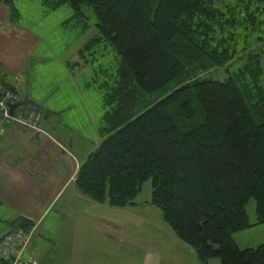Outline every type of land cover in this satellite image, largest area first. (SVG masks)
<instances>
[{
    "label": "trees",
    "instance_id": "obj_1",
    "mask_svg": "<svg viewBox=\"0 0 264 264\" xmlns=\"http://www.w3.org/2000/svg\"><path fill=\"white\" fill-rule=\"evenodd\" d=\"M15 1L0 0L12 25ZM40 4L46 12L68 6L64 24L82 30L85 8L96 19L97 35L78 58L89 67L100 58L86 82L101 94V141L79 166L78 192L122 209L150 182V204L201 264H264V244L240 249L234 239L264 225V0ZM218 72L223 81L204 78ZM32 227L23 218L12 224Z\"/></svg>",
    "mask_w": 264,
    "mask_h": 264
},
{
    "label": "crops",
    "instance_id": "obj_2",
    "mask_svg": "<svg viewBox=\"0 0 264 264\" xmlns=\"http://www.w3.org/2000/svg\"><path fill=\"white\" fill-rule=\"evenodd\" d=\"M42 43L41 36L19 21L12 25L7 8L0 4V79L16 91L19 101H27L13 117L32 123L30 116H39L37 130L12 119L0 128V238L23 218L35 228L27 252L35 254L39 264H170L167 260L175 259L174 254L159 241L171 242L184 254L189 247L168 227L149 226L145 219L151 211L110 208L76 189L79 166L101 141L98 127L93 133L88 110L78 115L82 129L70 125L74 119L67 114L73 102L60 99L59 91L60 85L66 89L67 81L78 91L70 75L71 59L58 69L59 77L46 86L38 82L36 76L43 77L44 69L33 66L45 59L37 54ZM75 70L90 75L89 69ZM142 223L149 227L140 228ZM139 229L147 236H141L140 243L125 232ZM130 247L141 249L126 254Z\"/></svg>",
    "mask_w": 264,
    "mask_h": 264
},
{
    "label": "rangeland",
    "instance_id": "obj_3",
    "mask_svg": "<svg viewBox=\"0 0 264 264\" xmlns=\"http://www.w3.org/2000/svg\"><path fill=\"white\" fill-rule=\"evenodd\" d=\"M14 5L17 8V12L19 15V23L32 29L43 39V43L38 49L37 54H42L45 59L42 64L38 66H33L35 69H44L45 74L43 77L39 78V74L36 76L38 77V82L46 86L53 78L59 77L60 72L58 69H64V63L66 62V60L71 59V63L69 62L68 64H70L69 66H71L74 70L70 75L74 77L78 91H74L71 87V83L67 81L65 90L63 89L64 85H60L59 97L60 99H70L73 102V105L71 106L67 117H73L74 121H71L70 125L74 128L78 127V129H82V122L79 121L78 115L80 113L86 114L88 110L89 114L91 115V130L94 133L95 128H97L99 125L100 117L102 115L101 94L94 87L86 89L84 86V81L87 80L89 76L94 79H96V77L94 75V72H92V75L83 74V76L79 75L77 70H75L76 68H99V57H96L97 60L93 65V67L95 68H93L83 65L82 62L79 60L77 53L78 49L82 48L90 39L97 35L96 19L92 13V10L88 8L84 9V14L87 18V28L85 30H82L81 22H79L78 24L74 22L64 24V22L72 16V11L68 6H63L53 12H46V10L41 6L40 0H16ZM38 55L36 58L37 61ZM109 56L110 57H108L107 60L113 62L114 53L112 52ZM75 62L77 63V66L74 65ZM89 73H91V71ZM204 78L223 81L226 78V75L221 72H218L208 74ZM39 90L41 91V89ZM44 91L45 90H42L41 93L43 94ZM63 116H65V113L62 114V117ZM150 198V182H145L142 185L141 191L135 200L134 209H138L140 211H151L148 219H145L148 220L149 226L154 225L156 227H167V225L163 222L161 218L160 211L149 204ZM246 212L248 215L249 223H254L256 220L254 200L251 199L249 201L248 205L246 206ZM146 225V223H142L140 224V228L149 227ZM131 231L132 230L125 232L130 234L133 238H137L139 243L142 239L141 236L147 238V236L142 235L143 230L141 229H139L138 232L135 231V234H131ZM158 237L159 235H155V239H157ZM234 239L236 240L237 245L240 249L257 248L258 246L264 244V225H258L255 226L252 230H245L236 233ZM163 242L159 241L160 245H162L166 249L169 248L170 251L174 254L175 259L167 260L170 264H177L179 262L180 264H201L197 260V258H195L196 256L193 252H191L192 250L190 248H186L188 252L184 254L179 251L176 247H174L171 242L168 244V241L166 240H164ZM142 247L143 250L147 249V246L145 244ZM134 248H136L137 250L141 249V247H130L126 251V254L130 252H136ZM173 261H176V263ZM207 264H220V261L218 259H212L209 260Z\"/></svg>",
    "mask_w": 264,
    "mask_h": 264
},
{
    "label": "built area",
    "instance_id": "obj_4",
    "mask_svg": "<svg viewBox=\"0 0 264 264\" xmlns=\"http://www.w3.org/2000/svg\"><path fill=\"white\" fill-rule=\"evenodd\" d=\"M18 101L19 98L16 91L9 85L0 82V128L5 121L12 119L19 124L24 126L29 125L28 127L37 130L38 115L30 116L32 123L22 121L20 118H10L8 116L7 105ZM34 229V226L29 230L16 228L0 238V264H39L35 254L27 252L34 234Z\"/></svg>",
    "mask_w": 264,
    "mask_h": 264
},
{
    "label": "water",
    "instance_id": "obj_5",
    "mask_svg": "<svg viewBox=\"0 0 264 264\" xmlns=\"http://www.w3.org/2000/svg\"><path fill=\"white\" fill-rule=\"evenodd\" d=\"M27 101L26 100H23V101H19V102H15V103H12V104H8V116L10 118H12L14 116V113H15V110L22 106L23 104H25Z\"/></svg>",
    "mask_w": 264,
    "mask_h": 264
}]
</instances>
